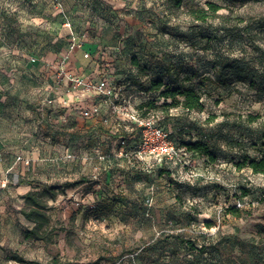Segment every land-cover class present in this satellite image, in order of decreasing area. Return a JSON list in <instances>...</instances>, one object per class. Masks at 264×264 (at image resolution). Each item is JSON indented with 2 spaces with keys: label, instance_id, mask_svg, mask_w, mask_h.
I'll return each mask as SVG.
<instances>
[{
  "label": "rangeland",
  "instance_id": "rangeland-1",
  "mask_svg": "<svg viewBox=\"0 0 264 264\" xmlns=\"http://www.w3.org/2000/svg\"><path fill=\"white\" fill-rule=\"evenodd\" d=\"M53 1L65 5L0 0V264H264V173L238 166L264 157V0H66L71 14L48 16L55 28L18 14ZM76 38L122 43L124 60L93 80L138 92L141 114L187 148L188 164L151 166L121 147L124 130L99 132L64 102L78 65L37 61ZM101 52L100 65L117 60ZM169 88L193 89L203 106L185 108ZM112 94L92 95L111 110ZM197 142L211 155L186 146ZM29 191L45 207L43 238L25 235Z\"/></svg>",
  "mask_w": 264,
  "mask_h": 264
},
{
  "label": "built area",
  "instance_id": "built-area-1",
  "mask_svg": "<svg viewBox=\"0 0 264 264\" xmlns=\"http://www.w3.org/2000/svg\"><path fill=\"white\" fill-rule=\"evenodd\" d=\"M85 57H92L89 51L84 52ZM110 58V56L108 57ZM67 58L65 57L63 62ZM114 65L112 58L104 59L102 64L103 72L107 67ZM102 74V73H101ZM69 84L78 89L73 99H65L64 102L77 109L86 118H96L102 115V119L109 125L110 132L117 134L124 130L126 135H118L121 147L133 150L135 156L149 165L169 168L172 165L188 164V150L180 142L174 141L170 137V132L165 126L156 122L153 118L143 116L135 102L138 92H130L125 87L117 86L114 81L106 77L101 78L98 84L85 72L71 70ZM79 89L85 91H95L97 94L113 95L117 98L118 104H112L111 110L102 114V104L96 101L91 102L89 98L82 95ZM50 102L54 100L50 99ZM153 161L151 163V161Z\"/></svg>",
  "mask_w": 264,
  "mask_h": 264
},
{
  "label": "crops",
  "instance_id": "crops-1",
  "mask_svg": "<svg viewBox=\"0 0 264 264\" xmlns=\"http://www.w3.org/2000/svg\"><path fill=\"white\" fill-rule=\"evenodd\" d=\"M24 1V0H21ZM22 4V3H21ZM65 5L61 8V4H51L53 7L52 8H46L45 10L40 9L38 6H30L29 10H25L24 9V5H21V9L18 11V14L20 16H23L24 14L28 15L31 17V21H27L30 22L31 24L34 25H40V24H44L43 26L45 28H50V26L52 28H55L56 24L53 22H50L48 16L50 17L55 16L56 12L55 10L57 8H59L60 12H63L64 15H68L71 14V10L70 7H68L66 5V0H65ZM38 17H45V22H41L38 21L37 18ZM47 17V18H46ZM77 41H75L70 50H66V51H62L59 52V54L56 53H48L45 56H42V59L38 60V67L43 69V70H47L50 65H53V67L55 66V64L57 63L56 60L61 59L63 57H66L68 59V64H75L78 65L77 66V70H80L82 72H85L86 74H88L91 78L96 79L100 77L101 74V66L100 63L97 60L93 59L94 57H97L96 55L99 54L101 51V53H103V50L106 49V51L108 53H113L115 55V58L117 59L114 63V66H118L120 64V62L122 61L121 59L124 57L121 53V50L123 48L122 43L121 42H114V43H106V42H101V41H93V40H89L88 38H84V39H78L76 38ZM99 50V51H98ZM85 51H90L93 53L92 57H85L84 56V52ZM53 56H56L55 59L53 60ZM119 59V60H118ZM121 60V61H120ZM60 65V63H59ZM58 70V69H57ZM56 70V71H57ZM93 92L91 91H85L82 93V95L86 98H89L91 102L96 101V97L92 95ZM110 111V107L108 105H104V103L102 104V109L101 112L102 114L106 113ZM95 121V128L97 131L99 132H103L106 133L107 129L109 128V125L107 123H105L102 119V115H99L98 117L94 118ZM110 133V132H109ZM111 136H115V134L111 133L109 134Z\"/></svg>",
  "mask_w": 264,
  "mask_h": 264
},
{
  "label": "trees",
  "instance_id": "trees-1",
  "mask_svg": "<svg viewBox=\"0 0 264 264\" xmlns=\"http://www.w3.org/2000/svg\"><path fill=\"white\" fill-rule=\"evenodd\" d=\"M183 0H173V4L177 7L182 6ZM209 6L213 11H217L220 7H218L215 3L209 2ZM206 14L208 12L206 9H201V14L196 15L197 18L199 19H205ZM163 80L159 79L158 81H153L151 84V89L153 90H160L163 86ZM163 95L167 98H172L174 100H177L178 96H182V105L187 108V109H198L203 106V101L202 98L199 94L195 93L193 89H185V90H180V89H167L166 91L163 92ZM152 108L155 107L154 102L149 101L146 104H142L141 108ZM147 112V111H146ZM187 147L190 149H196L200 151L201 153H206L211 155L210 151L208 150V147L202 143H187ZM248 162V163H247ZM248 164L252 168L254 172H261L264 173V157H262L260 160L257 159H250L249 157H245L243 162L238 163L239 167L245 166ZM43 194H46L52 198H55L57 193L53 187H49L47 190L43 192ZM27 204L29 205L30 209L25 210L24 214L27 219L32 221L34 224V227L31 229L26 230L25 235L27 238H43V235L41 233V227L48 221L46 212L44 211V205L43 201L41 198L36 194L34 191H29L25 195ZM113 210V204L110 205L108 208V212H112ZM233 211H237L236 207H232ZM22 262L24 259H20ZM25 262V261H24Z\"/></svg>",
  "mask_w": 264,
  "mask_h": 264
}]
</instances>
